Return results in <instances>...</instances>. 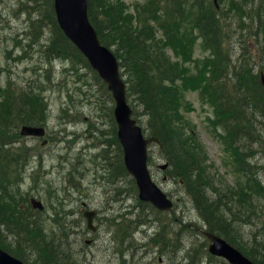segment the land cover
<instances>
[{
  "label": "trees",
  "instance_id": "16d2710c",
  "mask_svg": "<svg viewBox=\"0 0 264 264\" xmlns=\"http://www.w3.org/2000/svg\"><path fill=\"white\" fill-rule=\"evenodd\" d=\"M185 2L187 0H132L131 3L126 0H87L89 21L100 41L113 51L119 61L121 74L127 83L126 97L133 116L139 123L142 116L146 122L144 131L146 130L147 136L159 139L158 147L167 162L168 175L182 186L184 194L190 198L202 221L199 226L186 222L190 226L185 228V223L179 219V228H170L171 231H168L166 228L169 224L164 221L165 217H161L164 212L155 210L154 218L159 221L160 228L149 235L148 242H153L170 253L177 248L182 234L184 236L189 232V235H201V229L205 228L223 237L256 264H264V237L250 232V241L238 235V229L234 227L237 225L234 222L236 219H246L245 224H251L255 219L253 222L256 224V217H259L256 211L262 212L264 207V181L258 176V170L255 169L257 165L253 160L256 145L264 151V87L256 70L257 62L254 66L249 63H233L227 46L231 37L229 26L225 25L232 14L235 18L234 34L241 30L244 17L249 20L254 18L255 0H228L229 6L220 10L213 0H194L192 2L195 3V9H191L189 13ZM257 5L258 30L254 35L256 40L262 39L263 45L264 0H258ZM47 13L45 20L41 17L32 20L30 42H36L49 61L58 58L69 62L67 69L73 75L74 86L80 88L77 96H83L84 100L90 101L94 98V103L100 109H108L106 115L114 126L111 142L119 149V170L114 169V175L119 176L123 172L134 186L133 178L128 175L123 165L110 92L87 59L60 29L52 2ZM45 23L51 33L48 38L39 42V28ZM158 29L162 31V37L156 35ZM198 38L209 53L193 62L195 72L199 76L207 74L206 78H214V82L209 83L213 84L211 89L204 87L201 90L211 92L221 106L222 140L225 148L234 154L236 170L240 176L234 188L222 190L216 187L205 155L202 151L195 150L198 144L193 136L194 127L187 120L181 119L178 113L182 93L177 82L184 71L165 56L158 42L163 39L165 48H173L175 55L181 54L186 60L190 56L194 57ZM222 44L226 46L225 49ZM23 45L27 48L31 43ZM258 58L262 63L260 70H264L263 49L258 53ZM88 73L92 83L89 82ZM83 80L81 86L76 85ZM226 81L228 84H225ZM96 83L104 88L102 100L92 91V86ZM73 101L75 100L72 99ZM140 108L141 111L138 112ZM62 109L68 110L67 107ZM48 114L46 97L34 90L33 85L15 86L13 81L5 86L0 84V178L9 171L18 179L22 169L20 159H27L29 155L28 148L24 145H13L20 136L18 127L22 124L45 126L48 123ZM10 166H17L18 169L11 170ZM176 206L175 203L173 208ZM22 214L23 210L19 205L12 208L0 198V248L25 263L27 262L22 251L36 248L41 254L42 264H78L73 252L65 248L69 233H66L65 238L58 234L49 239L43 234L39 223ZM2 224L6 226V231H12L13 238H8L6 232L1 230ZM166 233H172V238H176L171 241L176 243L173 248L167 243ZM126 237L124 233L121 240ZM22 240L24 243H21ZM207 244L206 238L192 243L184 256L185 264H202L205 259L220 258L208 252ZM222 259L220 258L222 262L229 264Z\"/></svg>",
  "mask_w": 264,
  "mask_h": 264
},
{
  "label": "rangeland",
  "instance_id": "374dc122",
  "mask_svg": "<svg viewBox=\"0 0 264 264\" xmlns=\"http://www.w3.org/2000/svg\"><path fill=\"white\" fill-rule=\"evenodd\" d=\"M126 1L131 3L132 0ZM192 1L194 0L185 2L188 13L195 9ZM227 1L213 2L220 10L229 6ZM51 2L53 4V0H0V84L5 86L13 81L15 86L33 85L34 90L46 97L49 109L45 137L20 135L18 141L15 140L13 145H24L28 148L29 155L27 159H20L22 169L18 179L9 171L2 175L0 198L12 208L19 205L24 216L41 225L47 238L51 239L58 234L65 238L66 233H69L65 248L73 252L78 264H185L184 256L189 246L203 238L198 233L187 234L189 232L183 236L180 231L179 235H182L179 244L170 253L165 252L161 246L148 242L149 235L160 228L159 221L154 218L156 209L148 203H137L136 185L130 184L131 181L123 172L119 176L114 175V169L119 168V149L111 142L114 126L106 115L108 109H100L94 103V98L90 101L77 96L80 88L74 86L73 75L67 69L69 62L58 58L49 61L40 51V46L36 42H30L32 20L39 17L45 20ZM256 19L244 17L241 30L234 34L235 18L230 14L225 24L229 26L231 36L227 46L235 65L249 63L254 66L257 62L258 74H264V70H260L262 63L258 58V53L261 49L264 50V44L262 45V39L256 40L254 35L258 30L257 22H254ZM42 25L37 37L39 42L44 41L51 33L46 23ZM156 35L162 37L163 33L158 29ZM158 42L165 56L184 71L177 82L182 93L178 113L181 119L187 120L194 127L193 136L198 144L195 150L202 151L205 155L216 187L222 190L234 188L240 176L236 170L234 154L225 148L222 140L221 106L211 92L201 90L204 87L211 89L213 84L209 83L214 82V78H206L207 74L199 76L193 63L202 55L208 54L209 50L201 45L202 40L198 38L194 57L190 56L185 60L181 54L175 55L173 48H165L163 39ZM27 43H31V46L24 48L23 44ZM222 48L225 49L226 46L222 44ZM81 71L86 72L84 69ZM88 77L92 83L90 73ZM83 83L84 80L76 85L81 86ZM102 89L104 90L99 83L92 86V91L100 100L103 98ZM72 99L75 101L72 102ZM63 107L68 110H63ZM140 111L141 108L138 112ZM141 125L146 129L142 116ZM43 139H47L45 145L41 143ZM255 149V169L264 181V151L257 145L254 151ZM164 163L166 160L159 147L156 144L149 145L148 168L152 180L177 204L161 216L169 224L166 230L178 229L179 219L185 225L188 222L199 226L202 221L190 198L184 194L182 186L168 175V168L160 167ZM10 168L18 169L17 166ZM31 198L40 201L43 209L34 208ZM85 209L99 212V216L92 219L97 228L94 232L86 225V218L82 214ZM263 211L264 207L262 212L256 211L259 222H251L253 224L245 226V233L256 232L264 237ZM4 227L6 228L3 225L1 230L6 232L8 238H13L12 231H6L7 228ZM78 230L83 231L79 233ZM124 233L127 237L121 240ZM172 237V233H166L167 243L171 244V248L176 245L171 242L176 240ZM86 239L92 241L85 243ZM21 243H24L23 240ZM22 253L28 264H42L38 249ZM202 264L225 263L216 258L205 259Z\"/></svg>",
  "mask_w": 264,
  "mask_h": 264
},
{
  "label": "water",
  "instance_id": "95a60500",
  "mask_svg": "<svg viewBox=\"0 0 264 264\" xmlns=\"http://www.w3.org/2000/svg\"><path fill=\"white\" fill-rule=\"evenodd\" d=\"M53 7L59 27L65 36L86 57L91 67L104 81L114 99L113 116L117 127V139L122 148L123 162L126 172L135 180L138 198L150 203L159 211H169L173 202L152 180L148 169V145L159 143L157 137H146L142 128L132 117V110L126 99V85L120 75L118 62L112 52L99 41L96 31L87 16V0H53ZM264 83V76L261 75ZM20 135L43 136V127L23 125ZM46 140L43 141L45 143ZM162 169L167 163L160 165ZM32 206L40 210V201L31 199ZM93 213H87V222L92 227ZM209 239L208 252L223 257L230 264H256L224 238L212 232H206ZM0 264H25L0 248Z\"/></svg>",
  "mask_w": 264,
  "mask_h": 264
},
{
  "label": "bare ground",
  "instance_id": "6f19581e",
  "mask_svg": "<svg viewBox=\"0 0 264 264\" xmlns=\"http://www.w3.org/2000/svg\"><path fill=\"white\" fill-rule=\"evenodd\" d=\"M254 6H255V10L253 11V15H254V17L257 18L256 11H257V13L259 11V9L256 8L258 6L257 2L254 4ZM255 22H257V19L255 20ZM234 222H236V224H237V225H234V227H237L238 235H240L241 237H244V238H246V239L251 241L250 233H245V231L243 230L245 226H250V224H245L246 219L245 220L244 219H242V220L241 219H236ZM251 222H253V220ZM251 224H253V223H251ZM206 232H209V231L206 230L205 228H203L200 231L201 235H203V236H201L200 234L199 235L204 239V238H206V234H205Z\"/></svg>",
  "mask_w": 264,
  "mask_h": 264
},
{
  "label": "flooded vegetation",
  "instance_id": "af4514ba",
  "mask_svg": "<svg viewBox=\"0 0 264 264\" xmlns=\"http://www.w3.org/2000/svg\"><path fill=\"white\" fill-rule=\"evenodd\" d=\"M83 205V204H82ZM88 211H90L89 213H93L92 214V219L94 220V218H97L99 215V212H97V211H95V210H84L83 212H82V214H83V217L88 213ZM86 222H87V219H86ZM77 225H78V222H77ZM81 231H83V230H78V232L79 233H81ZM85 241V243H90L91 241H92V239L91 240H88V239H86V240H84Z\"/></svg>",
  "mask_w": 264,
  "mask_h": 264
}]
</instances>
